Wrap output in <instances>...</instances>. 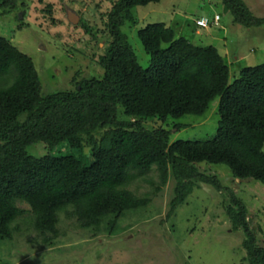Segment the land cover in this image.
Instances as JSON below:
<instances>
[{"label": "trees", "instance_id": "16d2710c", "mask_svg": "<svg viewBox=\"0 0 264 264\" xmlns=\"http://www.w3.org/2000/svg\"><path fill=\"white\" fill-rule=\"evenodd\" d=\"M18 1L0 0V10L11 12ZM159 1H113L105 14V46L97 56L102 72L81 77L72 89L43 91L32 58L0 35V242L13 238L15 220L28 211L48 245L59 236L60 213L78 228L113 235L122 218L141 214L151 201L148 193L129 189L130 180L154 170L158 181L148 180L154 192L174 180L167 218L200 183L225 190V212L232 228L243 233L245 259L264 264V246L251 227L247 204L216 173L201 168L225 165L235 180L264 185V62L242 67L229 81L227 55L215 45L196 44L154 22L136 32L148 56L141 65L123 26L137 22L133 8ZM218 1L234 23L264 26V16L255 15L244 0ZM216 14L198 18L207 19L206 27L219 26ZM80 25L96 36L83 18ZM216 98L211 136L171 141L173 128L188 125L177 119L205 114ZM35 143L47 152H28ZM60 146L67 152H52Z\"/></svg>", "mask_w": 264, "mask_h": 264}, {"label": "rangeland", "instance_id": "374dc122", "mask_svg": "<svg viewBox=\"0 0 264 264\" xmlns=\"http://www.w3.org/2000/svg\"><path fill=\"white\" fill-rule=\"evenodd\" d=\"M113 1L19 0L13 11L0 10V35L32 58L43 91L72 89L81 77L102 72L97 56L105 46L101 40L105 14ZM244 1L255 15L264 16V0ZM66 9L78 14L76 24L69 22ZM131 12L137 22L125 23L123 31L141 65L147 64L148 56L136 32L154 22H164L196 44L215 45L227 55L229 81L238 76L242 67L264 62V26L257 29L234 23L231 13L224 12L221 1L160 0L137 6ZM215 13L220 16L219 26L195 25L199 16L209 18ZM81 18L96 32L95 37L85 32ZM20 24L22 28L18 27ZM217 105L216 98L205 114L177 119L178 123L188 125L179 130L173 128L171 141L211 136L218 118ZM27 150L38 155L47 152L41 143L32 144ZM52 152L65 153L67 149L60 146ZM84 152L88 154L87 147ZM201 168L216 173L223 185L243 198L256 239L264 246V185L253 179L235 180L225 165ZM148 180L158 181L154 170L130 180L127 187L139 196L148 193L151 201L141 214L122 218L121 229L113 235L78 228L74 219L60 213L59 236L53 245H48L41 241L30 223V212H26L15 220L18 229L13 238L0 242V264H249L242 245L243 233L232 228L225 212L229 198L225 190L200 183L167 218L174 180L171 177L158 192H154ZM19 206L29 209L24 203Z\"/></svg>", "mask_w": 264, "mask_h": 264}, {"label": "water", "instance_id": "95a60500", "mask_svg": "<svg viewBox=\"0 0 264 264\" xmlns=\"http://www.w3.org/2000/svg\"><path fill=\"white\" fill-rule=\"evenodd\" d=\"M227 11V7L224 6V12ZM66 14H67V19L69 20V22H71L72 24H76L78 21V14H76L73 10L71 9H66ZM19 16L21 17V14H19Z\"/></svg>", "mask_w": 264, "mask_h": 264}, {"label": "built area", "instance_id": "2783aa9c", "mask_svg": "<svg viewBox=\"0 0 264 264\" xmlns=\"http://www.w3.org/2000/svg\"><path fill=\"white\" fill-rule=\"evenodd\" d=\"M217 20H219V15H218V14H216V15L214 16V19H213L214 24L217 23ZM196 24H197L198 26L205 27V26H207L208 21H207V19H206L205 17H202V18H199V19L196 20Z\"/></svg>", "mask_w": 264, "mask_h": 264}, {"label": "clouds", "instance_id": "9594fccd", "mask_svg": "<svg viewBox=\"0 0 264 264\" xmlns=\"http://www.w3.org/2000/svg\"><path fill=\"white\" fill-rule=\"evenodd\" d=\"M220 17V16H219ZM199 19V18H198ZM197 20V19H196ZM196 20H195V23H196ZM198 26V25H197ZM200 27V26H199ZM206 27V26H205Z\"/></svg>", "mask_w": 264, "mask_h": 264}, {"label": "crops", "instance_id": "0c3cea01", "mask_svg": "<svg viewBox=\"0 0 264 264\" xmlns=\"http://www.w3.org/2000/svg\"><path fill=\"white\" fill-rule=\"evenodd\" d=\"M197 32V31H196Z\"/></svg>", "mask_w": 264, "mask_h": 264}]
</instances>
